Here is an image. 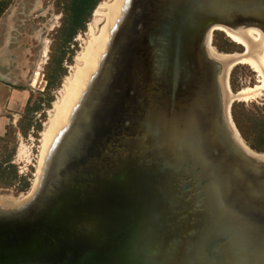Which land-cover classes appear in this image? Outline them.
<instances>
[{"label": "water", "instance_id": "95a60500", "mask_svg": "<svg viewBox=\"0 0 264 264\" xmlns=\"http://www.w3.org/2000/svg\"><path fill=\"white\" fill-rule=\"evenodd\" d=\"M250 28L264 0H126L35 191L0 204V264H264V152L210 52Z\"/></svg>", "mask_w": 264, "mask_h": 264}, {"label": "rangeland", "instance_id": "374dc122", "mask_svg": "<svg viewBox=\"0 0 264 264\" xmlns=\"http://www.w3.org/2000/svg\"><path fill=\"white\" fill-rule=\"evenodd\" d=\"M65 1L0 0V3H2L0 29L2 27L4 29V35L0 39V73L2 70L11 72L13 70L11 67L13 60L24 63L27 84L24 87L30 91V97L26 106L16 108L5 104L0 107V137H4L5 139L0 141V160L10 157L11 160L9 162L15 166L17 174L20 177L26 178L30 186L27 190L18 191L20 181L17 180L16 184L8 189H0V196H11L13 198L25 196L22 199L28 197L27 194L32 190L35 179L37 180L41 175L43 161H45L44 153H47L48 147H50L49 145L48 149H46L47 151H42V133L44 132V125L48 122L50 111L54 108V101L64 94L63 84L67 78L70 77L72 79V77H77L76 74L74 75L77 72L76 68L78 69L80 66H83L81 54H85V51L89 47L90 51L93 49L92 44L95 38H98L100 31L102 32L106 20L103 13H101V11H105L102 6L107 3L115 5L118 0H100L92 15L88 18L84 30L78 32L73 40L68 43H64L62 40V26L67 21L61 12L63 7H65ZM108 26H106L104 33L105 40L106 34L112 25ZM257 34V32L251 31L248 33V37H255L259 41L261 36ZM216 43L226 48L224 52H241L243 50V47L239 45L240 43L234 42L219 30L213 32L212 44L215 47L217 46L215 45ZM99 48L100 45L97 49L99 50ZM101 49L97 53L95 52L96 56L93 57L92 64L96 59L98 60L97 54L102 53L100 52ZM14 53H18V55L16 56ZM262 57L264 58V55ZM95 64H93V67ZM93 67L87 74H92ZM64 71L66 74L63 76ZM33 75L34 86H31L30 83ZM48 76L53 80L51 87L46 88ZM86 76L82 85L85 81L87 82L86 85H88L90 77ZM259 78L258 72L253 70L248 64L238 63L231 70L229 78L230 86L233 92L246 88L250 89L259 85ZM2 83L0 82V103H5ZM82 89L83 87L80 88L78 93H81ZM50 99H53V101L50 107H48ZM76 100L77 98L72 100L66 117L61 119V124L55 128V133L62 124L61 128L66 125L69 119L67 118L68 114L73 111L78 102ZM235 100L238 99L235 98ZM231 111L232 116L234 113L237 115L239 124L245 133L244 135H247L250 141L254 143H256L255 139L258 135H263L260 139V145L264 146V91L261 90L254 93L253 96L245 100L233 102ZM38 126L40 131H37ZM246 144L248 143L246 142ZM40 158L44 159L41 160ZM39 162L42 166H40ZM1 201L4 200L0 199V203H6ZM11 201L14 202L15 200Z\"/></svg>", "mask_w": 264, "mask_h": 264}, {"label": "bare ground", "instance_id": "6f19581e", "mask_svg": "<svg viewBox=\"0 0 264 264\" xmlns=\"http://www.w3.org/2000/svg\"><path fill=\"white\" fill-rule=\"evenodd\" d=\"M125 1L126 0H120V1L118 0L115 5H113L111 3H107L104 6H102L105 9V11H101V13H103V15L105 16V19H106L105 24H104L103 29H102V32L100 31V35L98 36V38H95L94 43L92 44L93 49L90 51V49H89L90 47H89L85 51V54L84 53L81 54V56H82L81 60L83 61V66H80L78 69L76 68L77 72L74 73V75L76 74L77 77H75V78L72 77V79H70V77L67 78L66 82L63 84L64 85V94L59 99L54 101V104H53L54 108L50 111L48 122H46V124L44 125L45 126L44 132L42 133V138H43V140H42V142H43L42 151L43 152H44V150L50 148L48 146L52 145L51 142L52 141L54 142L57 135L59 134V132L63 128V127L61 128V126L63 125L62 124L57 130L58 133L57 132H56L57 134L55 133V131H56L55 128L61 124V119L62 118L64 119L66 117V115L68 113V108L70 107L72 100L77 98V100H76V102H77L79 98L81 99L80 96H82L81 94L85 90V85L87 83L85 81L82 85L84 77L86 75H88V78L89 77L91 78V76L97 70L99 62H100V60H101V58H102V56H103V54L106 51V48L108 46L111 30H112L114 24L116 23V21L118 20V18L120 17L121 10H122V7H123ZM120 4H121V6H120ZM119 6H120V8H119ZM117 10H118V12H117ZM116 12H117V14L115 15ZM107 25H109L108 27H110L111 25L112 26L108 30V32L106 34V40H105V34L104 33H105V29H106ZM251 31H255L258 34H260L261 39H259V41H257L258 39L256 40L255 37L254 38L250 37V36L248 37V33ZM224 33L229 38H231L234 42H236L238 44L240 43L239 45H241L243 47V50L241 51L242 54H240L241 52H237V51H234L231 53H225V52L219 51L218 49H216L215 47L212 46V48L210 47V52L212 53V55H216L221 61L225 62L228 65V70L231 67H232L231 69H233L236 66V64H238V63H246L251 68H253V70L257 71L258 74L260 75V78H259L260 81L258 83L259 85H256L255 87H251L250 89H247V88L242 89V90H239L237 92H233L232 89L230 88V90L228 91V95H227V99H228L227 103L229 105L232 101L235 102L238 100H245V99L253 96L254 93H257L261 90L264 91V58L262 57V55H264V37L259 30L254 29V28L248 29L243 35L231 33L228 31H225ZM257 38H259V37L257 36ZM260 40H262V41H260ZM103 43H104V45H103ZM99 45H100L99 50L101 48L102 49L104 48V49H103V51L101 49L100 52H102V53L97 54L98 60L97 59L95 60V62L93 64H95V63L96 64L93 67L92 59H93V57L96 56L95 54L99 51L97 49ZM95 46H96V48H95ZM92 52H94V53H92ZM92 67H93L92 74L91 73L87 74L88 71L92 69ZM83 74H84V76H83ZM90 78H89V81H90ZM81 85H82L83 89H82L81 93H78L80 88H82ZM77 93H78V95H77ZM235 98H237L238 100H235ZM80 99H79V101H80ZM71 113L72 112H70L68 114L67 118L70 117ZM68 121H69V119H68ZM68 121H67V123H68ZM236 130L238 131L237 127L235 129V132L237 134ZM54 137H55V139H54ZM240 137L242 138L241 134L238 138L241 141V144L244 146V148H246L248 150L252 149L248 144H246L245 140L243 138L240 139ZM253 151L255 152V150H253ZM45 153H44V157L46 159L48 151L46 153V156H45ZM257 156L260 159H264V153L258 154ZM42 159H44V158H42ZM43 162H45V161H43ZM40 166H42V164ZM43 166H44V164H43ZM39 179H40V177H38L37 180L35 179V184H34L32 190L27 194L28 197H30L32 195V193L35 191V189L39 183ZM0 197H1L0 198L1 200H4L1 202L16 204V203H20L21 201H23L24 199H22V198H24L25 196H20L18 198H13L11 196H0ZM27 198H25V199H27ZM11 200H15V201L13 202ZM7 201H10V202H7ZM0 204H3V203H0Z\"/></svg>", "mask_w": 264, "mask_h": 264}, {"label": "trees", "instance_id": "16d2710c", "mask_svg": "<svg viewBox=\"0 0 264 264\" xmlns=\"http://www.w3.org/2000/svg\"><path fill=\"white\" fill-rule=\"evenodd\" d=\"M100 0H66L64 3L63 10L61 12L64 14V18L67 20L64 22V25L62 26L63 31V42L68 43L73 40V38L77 35L78 32L84 30L85 24L88 22V18L92 15L94 9L98 5ZM2 10V3H0V11ZM222 33V31H221ZM224 33V32H223ZM216 47L219 49V51L224 52L225 47L220 46L219 44ZM225 53H231V52H225ZM66 74L64 71L63 76ZM52 80L49 76L47 77V85L46 88L51 87ZM61 83V82H60ZM60 86V84H59ZM58 86V87H59ZM48 107H50L51 102L53 99L49 100ZM234 121L236 123V126L238 127L240 133L243 135L245 141L248 143V145L258 151V152H264V146L260 145L261 138L263 135H258L255 139V142L250 141V139L245 136L240 124L239 119L237 118V115L233 114ZM37 131H40L39 126ZM5 140L4 137H0V141ZM10 157H5L4 159L0 160V189H8L12 185L16 184V181H20L18 185V191H24L27 190V188L30 186L29 181L26 180L24 177H20L17 174L15 166L10 163ZM3 166V164H5Z\"/></svg>", "mask_w": 264, "mask_h": 264}, {"label": "crops", "instance_id": "0c3cea01", "mask_svg": "<svg viewBox=\"0 0 264 264\" xmlns=\"http://www.w3.org/2000/svg\"><path fill=\"white\" fill-rule=\"evenodd\" d=\"M3 35L4 29L2 27L0 29V39L3 37ZM14 54L16 56L18 55V53ZM11 67L13 68L11 72L2 70L0 73V82H3L2 92L5 94V103H0V107L8 104L9 107L22 108L27 105L28 99L30 97L29 89L24 87L27 86L25 79V65L22 62L13 60ZM33 79L34 75L30 83L31 86H34Z\"/></svg>", "mask_w": 264, "mask_h": 264}]
</instances>
